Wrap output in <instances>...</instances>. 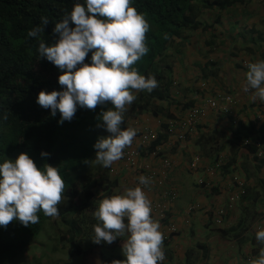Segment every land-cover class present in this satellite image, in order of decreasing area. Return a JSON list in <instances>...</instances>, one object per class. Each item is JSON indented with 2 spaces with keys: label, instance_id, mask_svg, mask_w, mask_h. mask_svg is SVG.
<instances>
[{
  "label": "crops",
  "instance_id": "1",
  "mask_svg": "<svg viewBox=\"0 0 264 264\" xmlns=\"http://www.w3.org/2000/svg\"><path fill=\"white\" fill-rule=\"evenodd\" d=\"M198 23L200 27L185 34L168 54L175 103L161 104L162 114L144 113L136 119L138 135L132 144L138 146L143 127L164 133L161 125L164 120L168 122V115L182 121L191 108L204 107L209 100H219L222 95L235 98L233 115L207 108L208 116L187 132L183 141L170 138L164 150L172 169L159 189H175L179 195L163 220L152 218L160 223L164 235L165 260L161 264H250L264 247L257 241L255 230L264 223V100L253 99L254 90L245 92L244 88L247 66L264 60V0L204 10ZM245 138L262 143L261 157L245 150ZM197 156L202 159L201 168L192 172L190 162ZM220 156L225 158L224 166L215 173L208 172L206 167ZM114 163L119 168L111 174L114 180L128 184L127 189L137 187L142 175L134 177L120 160ZM234 176L245 182L243 195L222 224L216 225L215 210L235 192ZM157 189L151 187L148 192L151 202L158 199ZM192 205L198 208L190 213ZM173 226L177 233L168 236Z\"/></svg>",
  "mask_w": 264,
  "mask_h": 264
},
{
  "label": "clouds",
  "instance_id": "2",
  "mask_svg": "<svg viewBox=\"0 0 264 264\" xmlns=\"http://www.w3.org/2000/svg\"><path fill=\"white\" fill-rule=\"evenodd\" d=\"M49 23L47 17H41V24L30 30L28 36L39 40L40 58H46L61 70L63 74L59 76L58 83L64 90L41 91L37 103L44 109H51L53 117L59 111L61 125L72 121L77 105L95 110L110 103L112 107L102 111L97 118L101 121L97 126L110 135L101 137L94 145L95 163L109 168L123 157L124 150L137 135L134 128L121 127L127 106L137 98L134 91L151 93L158 87L155 76L145 77L133 67L149 52L146 33L150 25L144 15L131 6V0H86V6L75 3L71 12L55 24L53 36L58 38L51 45L41 39ZM90 52L91 63H85ZM247 67L244 91L254 90L252 98L264 100V60L250 63ZM2 120L7 121L8 115L4 114ZM171 120L176 121L170 119L166 123L168 128ZM168 128L164 132L168 137L166 143L156 147L167 159L164 149L174 137ZM145 129L143 127L142 133ZM155 132L154 143L159 137ZM174 139L177 140L176 137ZM49 155L41 153L42 157ZM155 165L159 166V161ZM113 171L114 175L119 170ZM138 179L144 186L152 183L145 176ZM201 185L206 188L208 184L203 181ZM65 186L59 168L46 164L40 169L27 153H21L15 161L6 159L0 164V226L7 228L14 220H19L25 227L37 224V213L41 210L49 217L59 215L57 206L64 198ZM206 189L212 190L211 187ZM151 213V201L139 186L127 189L124 194L104 198L94 212L99 223L93 226L95 235L92 241L111 245L127 233L128 239L122 246L125 259L113 260L111 264H161L165 260L164 235L160 231V223L153 220ZM256 239L264 244V230L256 233ZM250 264H264V247Z\"/></svg>",
  "mask_w": 264,
  "mask_h": 264
},
{
  "label": "trees",
  "instance_id": "3",
  "mask_svg": "<svg viewBox=\"0 0 264 264\" xmlns=\"http://www.w3.org/2000/svg\"><path fill=\"white\" fill-rule=\"evenodd\" d=\"M245 2L246 0H131V6L144 15L150 25L146 33L149 52L133 67L145 77L155 76L159 83L151 93L146 90L134 91L137 98L127 106L121 126L123 129L134 126L133 122L144 113L162 114L161 104L175 103L171 93L173 82L168 77L171 71L169 62L167 63L171 58L168 54L182 41L185 34L200 27L198 18L202 11L225 9ZM75 3L86 6V0H0V164L6 159L15 161L21 153H27L40 169L46 164L59 168L66 185L64 198L57 206L59 215L49 217L41 210L37 213V224L25 227L19 220H14L7 228L0 226V264H19L34 240L40 237L47 225L51 226V222L59 221L65 227L60 240L67 242L65 244L69 245L72 258L81 254L80 242L92 240L95 235L92 232L95 225L92 219V231L89 233L87 226L90 219L85 214L75 217V214H79L76 213L77 199L81 195L79 179L95 161V143L101 137L110 135L104 128L97 126L101 123L97 118L112 105L109 103L98 106L95 110L77 105L72 121H65L61 125L59 111L53 117L51 109L42 108L37 99L41 91H63L64 88L58 83V78L63 73L46 58H40L39 40L28 36L30 30L41 24V17H47L50 23L41 39L48 45L54 43L58 38L53 36L55 24L66 13L71 12ZM91 55L90 52L85 63H91ZM4 114L8 115L7 121L2 120ZM166 119L169 121L170 116H166ZM166 122L164 120L161 125L163 131L168 128ZM167 139V135L161 132L158 140L152 142L149 148L138 146L140 157L144 159L148 152L163 146ZM244 148L249 154L257 153L253 146ZM42 152L50 155L42 157ZM89 184L90 191L95 189L96 193L94 191L85 195L84 206L100 199L97 197L94 201V196L100 193L98 185L101 183L94 181ZM108 192L112 193L110 189ZM92 208L95 209V204ZM119 240L118 237L113 246ZM124 259L125 257L112 256L107 264Z\"/></svg>",
  "mask_w": 264,
  "mask_h": 264
},
{
  "label": "built area",
  "instance_id": "4",
  "mask_svg": "<svg viewBox=\"0 0 264 264\" xmlns=\"http://www.w3.org/2000/svg\"><path fill=\"white\" fill-rule=\"evenodd\" d=\"M249 70V69H248ZM220 99H212L207 101L206 106L204 107H194L189 110L186 114L184 120L169 122V134L176 137L177 140L183 141L186 138L187 132L196 129L201 122L208 116L207 108L211 109H220L222 113L226 115H233L235 106L237 105L235 98L232 95H222ZM237 124V121L234 122ZM177 132H179L177 134ZM157 133L154 129L146 127L144 132L141 134L140 143L138 146H144V148H149L151 143L156 139ZM138 146L128 147L124 150L123 157L120 159L124 169L130 171V173L135 177L140 173L142 176L149 178L152 183L148 186L137 185L142 188V190L148 196V192L151 187L158 188L157 192L158 199L151 202L152 205V216L163 220L166 217V211L171 208V206L178 199L179 193L175 189H159L162 186L163 180L168 176L169 171L172 168V164L169 159L164 158L160 148H155L152 151L148 152L146 157L142 159L140 153L137 151ZM242 146H253L257 149V155L261 157L262 152V143L257 141H252L250 138H245L242 141ZM159 161L160 165L156 166L155 163ZM202 159L200 157H195L190 162V170L192 172H197L201 168ZM225 164L224 156H220L212 166L206 167L207 171L210 173H215L221 169ZM233 183L236 185L235 192L230 195V198L227 200L226 204L218 207L215 211L216 216L214 217V223L216 225L222 224L224 217L229 211H233L240 201L245 182L239 177H233ZM200 184H203V181H200ZM136 187V185H135ZM209 184L206 188H209ZM198 207L192 205L188 208V212L193 213ZM264 230V223L260 224L257 227V232ZM177 229L173 226L170 227V233H176Z\"/></svg>",
  "mask_w": 264,
  "mask_h": 264
},
{
  "label": "rangeland",
  "instance_id": "5",
  "mask_svg": "<svg viewBox=\"0 0 264 264\" xmlns=\"http://www.w3.org/2000/svg\"><path fill=\"white\" fill-rule=\"evenodd\" d=\"M133 127L134 126L132 125L131 128ZM130 146H132V144ZM114 165H116V163H113L109 168H104L102 165L93 161L87 171L80 175L79 187L81 195L77 199L76 212L79 214H75V217L80 216V214H85V216L90 219L87 226V231L89 233L92 231L91 219L95 225L99 223V221L94 217V212L98 209L100 201L104 198H110L112 195L124 194L125 191L123 192L122 190H127L128 188V184L125 185L121 181L118 183L114 180V176L111 175V172L118 168ZM94 181L101 183L98 185L100 193H97L94 196V201L97 197H100L98 201L94 202L95 209L92 208L94 207V204H91V201L90 204L86 206L83 205L85 195L91 194L95 191V189L90 191L91 188L89 184ZM108 189H110L112 193H109L110 191L108 192ZM67 217H70V215ZM63 230H65V227L61 225L59 221L55 223L51 222V226L47 225L40 237L34 240L32 246L28 248V251L19 261V264H107V261L112 259V256L116 258L124 256L122 246L128 239V236L125 238V235L122 236L125 240H122L119 237L120 240L116 246H113V243L109 245L107 242L103 241L100 244H95L91 239H86L84 242H80L81 254L78 257L72 258L68 250L69 245L65 244L67 243L66 241L63 242L60 240ZM92 232H94V228Z\"/></svg>",
  "mask_w": 264,
  "mask_h": 264
}]
</instances>
